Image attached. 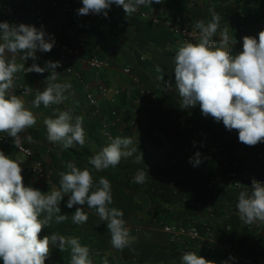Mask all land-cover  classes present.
<instances>
[{"label": "crops", "instance_id": "0c3cea01", "mask_svg": "<svg viewBox=\"0 0 264 264\" xmlns=\"http://www.w3.org/2000/svg\"><path fill=\"white\" fill-rule=\"evenodd\" d=\"M59 3H66L69 8L60 9ZM0 4L3 5L0 22L18 25L16 16L32 21L38 13L42 15V22L33 25L43 26L55 44L50 52L37 51L35 62L44 67L46 61H59L57 82L72 85V94L64 103L48 108L41 104L35 108L32 101L47 87L45 81L50 72L17 73L14 92L37 117V123L20 134L21 142L32 153L29 156L21 153L13 141H0V151L14 161L20 158L22 169L28 163L42 161L46 178L22 171L24 185L42 193L59 190L58 173L68 171L65 165L69 161L81 170L87 167L94 183L101 177L107 178L113 196L109 207L124 212L122 218L135 239L122 251L114 249L107 222L101 221L96 210L89 209L86 204L69 209V195H65L59 205L60 214H67L68 219L60 224L53 221L50 227L42 230L39 238L52 233L79 237L81 244L89 247L93 264H101L105 257L108 264H180L184 254L180 248L186 244V237L171 240L163 226L194 224L204 234L203 223L206 222L211 226L212 237L189 243L186 252H195L216 264L225 260L229 264H253L245 261L247 257L264 264V223L246 224L239 218L234 203L240 191L250 192L251 189L233 187L227 168L221 164V157H225L232 169L247 170L251 177L264 183V162L257 158L260 153L264 155V141L247 146L239 141L237 130V137H227L220 127L222 122L202 115L199 104L181 108L182 100L175 86L174 57L186 40L169 32L162 22L151 19L152 15L179 14L189 24H195L199 19L207 23L211 19L208 9L214 7L221 16L219 29L230 28L237 18L243 25L241 41L231 49L235 56L242 51L244 36L258 38L259 31L264 30V0H164L161 4L140 6L129 17L122 7L112 5L107 18L102 14L78 15L82 0H0ZM235 8L240 9L239 14H232ZM142 11L148 17H141ZM187 40L196 43L199 39ZM61 44L79 50L74 62L68 60ZM91 54L106 64L100 68L89 66L87 59ZM20 55L23 53L17 55V62L24 63ZM32 63L29 58L25 67ZM125 65L130 66L131 74L122 70ZM67 66L72 71H67ZM157 66L162 68L164 80L171 83V88L156 79ZM101 86L118 91L102 92ZM20 87L30 90L23 94ZM87 92L93 94L94 103L88 101ZM69 108L74 109V115L84 118L86 143L83 147L75 144L62 149L59 144L49 143L43 121L48 117L55 118V109ZM194 132L203 136L208 145L215 146L218 156H208L193 136ZM27 135L32 136L34 143L25 139ZM117 136L132 138L137 151L131 157L122 158L115 168L96 171L88 158ZM197 152L201 154L202 162L194 167L189 160ZM140 154L143 159L136 162ZM140 171L147 176L143 184L133 182V177ZM211 178L217 180L214 187L207 186ZM77 207H83L88 215L84 224L72 222ZM70 256V250L61 252L58 247H52L45 264H70ZM230 256L234 259L229 260ZM0 264H3L2 260Z\"/></svg>", "mask_w": 264, "mask_h": 264}, {"label": "clouds", "instance_id": "9594fccd", "mask_svg": "<svg viewBox=\"0 0 264 264\" xmlns=\"http://www.w3.org/2000/svg\"><path fill=\"white\" fill-rule=\"evenodd\" d=\"M164 0H82L78 15L102 14L108 16V10L114 4L122 7L126 17L136 13L140 6L153 3L161 4ZM211 19L206 23L199 19L195 29L199 30L196 43L184 41L174 57L175 86L182 103L181 108H192L199 104L202 115L211 116L216 122H222L229 131H238V139L247 146H255L264 141V30L258 38L244 36L242 51L235 56L227 50L229 44L228 28L221 30V39L215 40L220 28L221 16L214 7H209ZM54 38L46 33L43 26L10 24L0 22V133L13 138L16 147L21 149V133L27 132L37 123V117L25 106V101L14 92L16 74L50 72L46 78L47 87L38 92L32 105L41 104L48 108L60 105L69 99L72 93L70 82H57L61 67L59 61H46L44 67L35 61L37 51L50 52L54 47ZM24 63L17 62V55ZM31 58L33 63L25 67ZM156 79L163 81L166 88L171 83L164 80L163 70L156 67ZM26 88L24 94H27ZM66 93H68L66 95ZM55 118H45L46 137L49 143L59 144L68 149L75 144L83 147L86 143L84 118L74 115V109L54 110ZM25 139L34 143L32 136ZM137 148L130 137L117 136L109 144L88 158V163L96 171L115 168L122 158L131 157ZM143 159L137 156L136 162ZM202 162L201 154L195 153L189 163L194 167ZM66 172H60L59 190L42 193L40 190L23 183L20 163L0 151V260L3 264H45L52 247L61 252L70 250V264H93L89 258L90 249L82 245L79 237L52 233L42 239L39 234L52 222L63 223L67 214H60V202L69 195L67 207L87 205L95 209L101 221L107 222L114 249L123 250L135 238L130 235L124 212L113 203L112 186L109 180L101 177L94 183L91 171L78 168L72 161L67 162ZM146 174L140 171L133 177V182L143 184ZM239 185V183H238ZM251 191H240L238 195L239 218L246 224L264 223V183L252 179ZM88 215L83 207H77L72 214V222L84 224ZM234 257H229V260ZM101 264H108L105 257ZM180 264H216L195 252H185ZM222 264H229L228 260Z\"/></svg>", "mask_w": 264, "mask_h": 264}, {"label": "built area", "instance_id": "2783aa9c", "mask_svg": "<svg viewBox=\"0 0 264 264\" xmlns=\"http://www.w3.org/2000/svg\"><path fill=\"white\" fill-rule=\"evenodd\" d=\"M28 1V0H27ZM114 5V4H113ZM58 8L67 10L69 8L68 4L66 3H59L57 4ZM116 6V5H115ZM0 7H3V5L0 4ZM240 9L235 8L232 11V14H239ZM141 17L146 18L148 17V14L145 11H142L139 13ZM90 16H96L95 14H89ZM15 21L18 24H26V25H33L34 23L40 24L42 22V15L37 14L32 21L27 20L24 17L21 16H16ZM152 21L154 22H162L165 27L168 29L169 32L179 36L181 39L187 40V39H199V30L195 29V24H189L186 21H184L183 17L179 14H172V15H163L162 17L158 15H152L151 17ZM221 29H218V32L216 36L214 37L215 40L219 41L221 39ZM243 33V25L240 21V19H236L230 24V28H228V35H229V44L227 47V50L230 52L232 55V46L235 44H238L241 41V35ZM80 40H83V37H81ZM60 48L64 50L67 55H68V60L70 62H74L79 55V50L73 46L67 45V44H61ZM87 64L91 67L94 68H100L102 65L106 64V61L103 59L99 58L98 56L91 54L88 59H87ZM67 71H72V68L70 66L66 67ZM122 70L126 73L131 74V68L129 65H125L122 67ZM132 79L134 81H137V77L135 75H132ZM26 87H20V92L24 94ZM101 91L106 92V91H114L117 92V89H112L110 87H105L101 86ZM29 92V91H28ZM27 92V93H28ZM86 97L90 103L95 102V98L91 92H87ZM221 129L225 132L227 137L229 138H235L237 137V132L235 129L229 131L225 128L223 123L220 125ZM193 136L197 138L199 144L205 148V152L208 156H218V150L215 146L208 145L206 142V139L203 136H200L197 132L193 133ZM0 141L2 142H9L13 141V138L7 136L6 133H0ZM14 142V141H13ZM18 151L21 153L29 156L31 155V150L25 146L21 142V149L16 147ZM186 150V149H185ZM257 158L261 161L264 162V155L263 154H258ZM16 162L21 163L22 160L20 158L16 159ZM221 164L227 168V174L230 180V183L233 187H244L246 186L247 188L251 186L252 179L254 177H251L247 170H234L229 166V160L225 157H221ZM24 171L27 174L33 175L37 178L44 179L47 176V172L44 168V165L42 161L36 160L31 163H28L24 165ZM256 179V178H255ZM257 181L263 183L261 180L256 179ZM217 183V180L215 178H211L207 181V186L209 187H214ZM239 183V185H238ZM234 203H238V196L235 198ZM204 227V234H202L199 230V228L196 225H189V226H184L180 224H166L163 226V230L166 233H169L170 239L171 240H176L180 236L186 237V244L180 248L181 253H185L188 248V244L196 241L198 239H210L212 237V229L209 223L204 222L203 223ZM245 261L247 262H252L253 264H262L260 261H252L250 258H245Z\"/></svg>", "mask_w": 264, "mask_h": 264}]
</instances>
